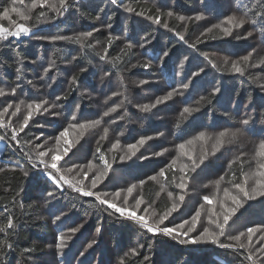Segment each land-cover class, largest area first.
<instances>
[{
	"label": "trees",
	"instance_id": "1",
	"mask_svg": "<svg viewBox=\"0 0 264 264\" xmlns=\"http://www.w3.org/2000/svg\"><path fill=\"white\" fill-rule=\"evenodd\" d=\"M121 2L132 6L136 11H144L145 16L155 14L156 8L165 12L171 10L184 16L203 14L206 24L203 26L202 20L181 24L174 18L163 17L169 27L185 36V43L174 32L161 25L125 12L120 7ZM7 3L8 0H0V10ZM244 5L248 8L256 5L255 10H260L259 0H118L115 5L111 0H71L69 11L63 17L54 22H40L34 32L40 36H74L92 31L93 37L88 39V43L93 44L94 48H82L79 44L65 40H37L33 36L0 40V88L9 93L11 88H16L15 95L0 97V109L9 103L15 105L21 100L30 102L47 99L60 105L52 111L61 113L60 116L35 114L25 131L20 133L19 143L7 138L0 141V168L5 169L0 172V223L11 215L16 224L15 229L10 230L14 234L9 237L14 245L13 250L5 249L8 254L0 264H121L122 260L124 264H241V261L249 264L244 260L243 250L237 254L231 249H221L212 244L182 245L170 237L149 233L132 221L121 218L106 205H101L94 196L85 197L67 185L56 190L55 197L49 199L47 191H53L55 186L41 171L43 165L38 164L32 170L24 156L25 152L31 153L35 162L32 145H25L24 141L32 140L35 144L47 140L48 145H52L54 141L50 137L66 127L74 113L80 120L97 119L108 107L123 102V108L104 118L102 127L110 129L107 140L100 141L98 145L102 128L91 131L73 149L74 155L70 153V158H65L67 163L60 162L66 170L74 164L82 165L95 159L98 146L102 151H107L116 139L120 140L121 145H127L135 143L142 136L153 137L137 153V157L143 154L148 159L133 157L125 162L118 161L113 165L114 171L110 173L112 178L106 186L109 188L99 184L93 189L101 195L107 193V198H111L114 192L110 188L116 185L119 189L126 188L130 184L138 185L140 180H147L148 176L154 175L176 155L177 144L198 132H218L225 128L234 131L241 128L242 134L233 144L215 156H210L206 166H202V170L194 174L184 203L165 224L174 227L184 220H190L203 203L202 197L215 191L211 182L225 173L229 174L228 179H231V172L240 176L239 164L229 169V161L241 152L248 154L244 157L248 160L255 144L264 138V89L260 87L264 84V68L249 69L250 75L241 77L226 70L217 71L200 55L208 54L218 67H222L224 57L237 59L253 50V62L264 56V34L259 31L264 22L253 17L251 11L248 13L249 17L257 19V25H246L238 33L246 35L247 31H253V36L246 40L223 37L219 30H214L213 33L217 39H211L212 34L200 36L207 28L221 22L234 11H246ZM12 16L16 19L14 14ZM97 16L99 19H95ZM3 23L8 26L7 21ZM109 34L121 38L114 41L111 47L106 43ZM146 35L148 40H142ZM197 37H200V42H197ZM97 41L100 43L97 44ZM129 41L135 47L121 61H117L116 67L99 59L98 53L104 54V49H107L108 59L115 60L117 56L123 55L121 49ZM141 43H144V47H140ZM189 43L195 44V48H189ZM163 51H169V56L163 57ZM51 60L55 61V66L44 75V68L49 66ZM147 62H150L148 68L131 67ZM80 68H85L86 71L79 73ZM200 68H204V72L193 76L192 73L198 72ZM17 69L20 71L17 72ZM77 74V84L70 87L68 81L72 75ZM17 75L20 76L19 80L16 79ZM141 80L147 83L141 85ZM28 81L32 83L29 84ZM184 83L189 84L188 89L181 88ZM214 87H219L221 92L211 97V104L206 101L199 105L195 103L201 96L208 97ZM173 89L180 90L182 95H174L171 100L157 105L147 113L141 112L137 107L151 104ZM113 92H120L121 95L112 96ZM65 95L67 99L55 100L56 96ZM77 104L80 105L79 112L75 109ZM188 106L199 107L200 110L182 118L180 113ZM12 111L14 108L9 109L10 113ZM23 112L22 106L20 117L6 116L4 119L7 121L10 118L13 126H16L18 120L22 119ZM121 116L123 119H120ZM248 116L253 118L252 123L246 127L241 126L239 121ZM177 123L179 127H176ZM6 133L8 136L11 134L9 129H0V135ZM38 136L40 139L36 140ZM69 139H76V133H70ZM165 148L169 151L164 156L152 155ZM111 155L113 153H109V157ZM17 162L30 170L27 178L15 167ZM14 167L15 171H12ZM252 167L254 164H245L243 170L247 172ZM66 175L69 178L75 176L74 183L82 179L75 172H66ZM116 175L119 176L115 177ZM84 184L89 185V180L84 179ZM226 186L230 185L222 182L221 187ZM156 191L158 185L148 182L143 189L138 186L134 193L144 195L146 200H154ZM21 203L24 204L23 209L19 207ZM117 203L121 204L122 201ZM167 203L166 195L161 194L154 207L157 212H163ZM56 216L61 218L54 222ZM205 223L202 217L201 224ZM259 224H264V198L248 202L237 213V217L230 221L228 232L236 234L238 228L244 231L247 227ZM72 227H80V231L71 235L69 229ZM97 228L101 229L99 234L96 232ZM199 230L201 226H198L197 232ZM197 232L189 235L194 236ZM61 234L71 236L67 246L62 251L49 247L54 245L55 238ZM4 238V234L0 233V240ZM92 239L97 243L88 249L87 244ZM140 245L143 247H139ZM25 248L33 251L24 252ZM132 248H137L140 254L132 256ZM81 252L84 253L83 256L80 255ZM145 255L150 256V261H144Z\"/></svg>",
	"mask_w": 264,
	"mask_h": 264
},
{
	"label": "snow or ice",
	"instance_id": "2",
	"mask_svg": "<svg viewBox=\"0 0 264 264\" xmlns=\"http://www.w3.org/2000/svg\"><path fill=\"white\" fill-rule=\"evenodd\" d=\"M111 3L115 5L118 3V0H111ZM70 6L71 0H27V2L26 0H8V3L0 10V40L6 41L9 37L19 38L21 36H33L37 40H65L70 43L79 44L82 48H94L95 46L93 44L88 43V39L93 37L92 31L82 32L74 36H40L35 34L34 29L38 27L40 22H54L57 18L63 17L69 11ZM120 7L127 13L144 17L153 24L161 25L165 29H168V31L174 32V34L177 35L180 40L185 41V43H187L185 36L169 27V23L162 18H174L181 22V24L193 20L200 21L204 18L203 14H197L194 17L184 16L178 15L171 10L165 12L160 8H156L155 14L145 16L144 11H136L132 6L123 4L122 2L120 3ZM244 8L247 10L243 12L234 11L225 16L221 22L207 28L200 36L205 37L212 34L210 38L217 39V36L213 33L214 30H219L223 37H234L245 40L252 37L254 34L253 31H247L246 35L238 33L240 30L245 29L246 25L250 24L253 27L257 25L258 20L250 18L248 14L249 11L252 12L253 17H258L260 22H264V0H259V11L255 10L256 5L252 8H248L247 5H244ZM45 9H47V11H45ZM49 13H51V15H49ZM12 14L15 15L16 19L13 18ZM95 19H99V17L97 16ZM3 21H7L8 26H5ZM108 27L110 28L111 25H108ZM259 31L264 34V26L260 27ZM119 39H121L119 36L109 34L106 38V43L108 47H111L113 42ZM142 40L147 41L148 36L146 35ZM197 42H200V37H197ZM99 43L100 42L97 41V44ZM195 46L196 45L193 43L188 44L189 48H195ZM134 47L135 45L130 41L127 42L125 47L121 49L123 55L117 56L115 60H109L107 49H104V54L98 53L99 59L111 63L113 67H116L117 61H121L123 56L128 55V51ZM140 47H144V43H141ZM254 51L255 50L250 51L237 59L224 57L222 67H218L208 54L200 53V55L217 71L226 70L231 74L244 77L246 74L250 75L249 69L264 68V56L260 57L257 62H253L252 58ZM162 55L163 57L169 56V51H163ZM72 59H76V57H72ZM185 59H187V57H185ZM54 66L55 61L51 60L49 66L44 68V75H47ZM131 67L148 68L150 67V62L134 64L131 65ZM182 67L183 64H181V68ZM19 71L20 69H17V72ZM85 71V68L79 69V73ZM201 72H204V68H200L198 72H193L192 75L199 76ZM16 79L19 80L20 76L17 75ZM78 79V74L72 75L68 81L69 86L76 85ZM28 83L31 84L32 81H28ZM139 83L142 85L147 83V81L141 80ZM188 87V83L181 85L182 89H188ZM260 87L264 89V84L260 85ZM220 92L221 89L219 87H214L208 97L201 96L195 103L199 105L201 102L206 101L208 104H211V97L216 96ZM8 94L15 95L16 88H11L10 93L6 92L4 88H0V97H4ZM119 95H121L120 92L112 93V96ZM174 95H182V92L178 89H173V91L167 92L164 96L158 97L153 103L138 105L137 107L141 112L147 113L157 105L171 100ZM61 99H67V96H56L55 98L56 101ZM109 99H111V97H109ZM22 106L24 109L22 119L18 120L16 126H13L10 118L7 121L4 119L6 116L20 117ZM123 106V102L114 104V106L108 107L103 111L100 118L97 119L80 120L74 113L67 126L63 127L54 137H50V139L54 141L52 145H48L47 140L43 143L35 144H33L32 140L24 141L25 145H32V151L35 153V162H33L31 153H24L25 158L31 164V169H36L38 164L43 165L41 171H43L47 179L55 186L53 191H47V198H54L56 190L67 185L69 188L81 193L85 197L94 196L101 205H106L107 208L118 213L121 218L132 221L149 233L170 237L172 240L182 245L212 244L221 249H231L237 254L243 250L244 260L248 261L249 264H264V224L247 227L244 231H239L236 234H229L228 232V229L231 227L230 221H233V218L237 217V213L243 209L248 202L255 201L258 198H264V138L260 139L258 143L255 144L254 150L248 160L244 159L248 154L241 152L238 156L229 161V169H231L233 165L239 164V177H237L236 172H231V179H228L229 174L225 173V175H221L218 179L211 182L215 186V191L202 197L203 203L199 205V208L190 217V220H184L174 227L167 226L165 221L184 203L186 198L185 194L189 188V182L193 179L194 174H197L198 170H202V166H206V161L209 160L210 156H215L222 149L233 144L237 137L242 134L241 128H237L234 131L225 128L218 132H198L190 139L177 144L175 146L176 155L167 161L154 175L148 176L147 180H140L138 185L130 184L126 188L115 191L111 198H107V193L101 195L99 192L93 191V189H96L99 184L109 179L110 173L114 171V164L118 161L125 162L132 160L133 157H137V153L140 149L143 148L148 141L152 140L153 137L142 136L135 143H129L127 145H121L120 140L116 139L111 143V147L107 151H102L101 147L98 146L94 154L95 159L89 160L86 164H74L66 170L63 169L60 162L64 161L67 163L65 158H70V153L74 155L73 149L89 132L102 128V134L99 140H97L98 145L100 141L108 139L110 129L108 127H102L104 118L110 117L112 113H116L118 109L123 108ZM57 107H60V105L54 101L49 102L47 99L39 101L32 100L30 102L21 100L15 105L11 103L7 104L0 109V129H9L11 134L10 136H8L7 133L0 135V141L7 138L19 143L18 137L20 133L25 131V128L28 127L29 122L35 114L48 113L53 116H60V112L52 111V109ZM13 108L14 111L10 113L9 109ZM75 109L76 112H79L80 105L77 104ZM199 110V107H184L180 115L182 118H186L193 112H198ZM120 119H123V117L121 116ZM252 121L253 118L248 116L247 118H242L239 124L246 127L250 125ZM114 122L115 121H113V123ZM39 126L44 127V125ZM179 126V123H177L176 127ZM72 132L76 133V139H69L70 133ZM159 135L162 136L163 133H159ZM41 136H43V133H41ZM35 139L39 140L40 137L38 136ZM168 151L169 150L165 148L162 151L153 152L152 155L161 157ZM109 153H113V155L109 157ZM137 159H148V157L141 154ZM97 161H99V163H97ZM245 164H254V167L245 172L243 170ZM15 167L19 168L23 177L27 178L29 176L30 170L20 165L19 162H17ZM15 167L11 170L15 171ZM4 171L5 169L0 168V172ZM66 172H75V175L81 176L82 179L74 183L75 176L69 178ZM84 179L89 180V185L84 184ZM148 182L158 185V191L154 193V200H146L142 194L133 195L138 186L140 189H143L144 185ZM222 182L230 186L222 188ZM205 187H208V185H205ZM123 193H127V195L122 196ZM161 194L166 195L168 203L163 212H157L154 205L156 200H159ZM129 197H132L134 200V207H132L131 210L127 207ZM15 199L16 197L14 196L13 200ZM117 201H122V203L118 204ZM47 202L48 199H46V203ZM19 207L23 209L24 204L21 203ZM29 207H31V205H29ZM150 209L152 210L151 212H149ZM138 211L141 213L140 215H137ZM202 217H204L206 221L204 225L201 224ZM60 218V216H56L54 222L60 220ZM198 226H201V230L197 232ZM15 227V219L11 215L6 217L3 223H0V233H3L5 237L0 240V262H2L8 254L5 249L9 251L13 250L14 245L9 237L14 234V232L10 230H14ZM80 227H83V225ZM80 227H72L69 229V232L71 235H75L80 231ZM100 231V228L96 229L97 234H99ZM194 232H197V234L194 236L189 235ZM70 239L71 236L61 234L55 238L54 245H49V247H54L56 250L62 251L67 246V241ZM96 243L97 241L92 239L91 242L87 244V248L91 249ZM139 247H143V245ZM23 251L31 252L33 249L25 248ZM130 254L132 256H138L140 253L137 251V248H132L130 249ZM80 255L83 256L84 253L81 252ZM127 255L128 253L125 254V256ZM143 259L144 261H150L151 258L145 255ZM121 264H124V260L121 261ZM241 264H243V261H241Z\"/></svg>",
	"mask_w": 264,
	"mask_h": 264
},
{
	"label": "rangeland",
	"instance_id": "3",
	"mask_svg": "<svg viewBox=\"0 0 264 264\" xmlns=\"http://www.w3.org/2000/svg\"><path fill=\"white\" fill-rule=\"evenodd\" d=\"M27 2V1H26ZM206 19H202V23H203V26H205V24H206V21H205ZM119 175H116L115 177H118ZM112 178V176L110 177L109 176V179H107V180H105L103 183H101L102 184V186H104V187H106V186H108L109 184H110V179ZM119 182H121V177H119ZM106 188H109V187H106ZM113 192H115V191H117V190H119V187H118V185H116L114 188H110ZM124 195H127V193H123ZM133 195H137L136 193H134ZM189 197H191V195H189ZM128 200H130V203H128L127 204V206L129 207V210H131V208L132 207H134V200H133V198L132 197H129V199ZM149 212H151L150 210H149ZM141 213L138 211L137 212V215H140ZM239 231H242V228H238V232Z\"/></svg>",
	"mask_w": 264,
	"mask_h": 264
}]
</instances>
